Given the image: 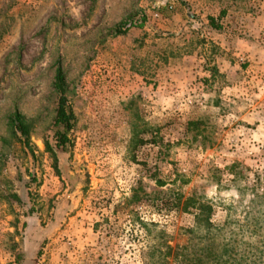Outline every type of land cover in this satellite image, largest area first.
Wrapping results in <instances>:
<instances>
[{
  "label": "rangeland",
  "instance_id": "1",
  "mask_svg": "<svg viewBox=\"0 0 264 264\" xmlns=\"http://www.w3.org/2000/svg\"><path fill=\"white\" fill-rule=\"evenodd\" d=\"M256 50L264 0H0V264H174L161 236L264 260ZM59 66L75 122L56 162Z\"/></svg>",
  "mask_w": 264,
  "mask_h": 264
},
{
  "label": "trees",
  "instance_id": "2",
  "mask_svg": "<svg viewBox=\"0 0 264 264\" xmlns=\"http://www.w3.org/2000/svg\"><path fill=\"white\" fill-rule=\"evenodd\" d=\"M212 21L213 19H211V22ZM116 31L121 32V27L119 26ZM54 88L59 94L58 109L54 125L56 127H61L62 129L56 130L54 134L56 143L54 145L49 141H46L45 145L47 150L55 157L57 162L58 159L56 149H64L70 144L68 133L73 128L75 122V113L72 107L68 104V99L66 97V76L61 66L57 68ZM9 121L15 131L20 134L21 138H23L24 142L30 145L31 127L27 122L25 115L17 110L10 116ZM237 167L238 164L234 163L229 166L228 169L231 173L237 174L238 176L239 172L236 170ZM181 207L184 212H190L195 215L196 223L194 228L191 229V232L193 231L197 233V231L200 232L201 230H204L208 235L212 234L213 228L216 225L212 218L214 212L213 205L208 204L207 202L199 201L197 198L191 196L187 197L183 201ZM161 238L163 239V245L166 248V251L163 253L166 261L168 257L172 256L174 264H235L231 260L234 256H232V252L229 248L232 246L230 242L223 243L221 251L216 250L211 242L206 247L199 248L198 251L194 253L188 252V245L171 246L167 243L164 236H161ZM235 256L238 257L237 255ZM245 258V253H240L238 258L239 263L246 264L247 260ZM153 262L154 258L151 259L149 264H153ZM258 264H264L263 258L258 262Z\"/></svg>",
  "mask_w": 264,
  "mask_h": 264
},
{
  "label": "crops",
  "instance_id": "3",
  "mask_svg": "<svg viewBox=\"0 0 264 264\" xmlns=\"http://www.w3.org/2000/svg\"><path fill=\"white\" fill-rule=\"evenodd\" d=\"M261 19V18H260ZM224 45V44H223ZM261 48H263V47H261ZM259 51H261V50H259ZM264 51V50H263ZM256 53H258V50H256L255 51V54L253 55V53H251L249 56H251V59L253 60V61H255V63H256V66H257V64L259 63V61H261L263 58H264V55L263 54H258V56H257V54ZM235 54H237L236 52H235ZM225 59H226V57H225ZM232 64H235V61H230ZM227 67H229V66H227ZM227 67L226 68H224V70L223 71H228L227 70ZM232 67V66H231ZM230 68V67H229ZM232 69H233V67H232Z\"/></svg>",
  "mask_w": 264,
  "mask_h": 264
},
{
  "label": "built area",
  "instance_id": "4",
  "mask_svg": "<svg viewBox=\"0 0 264 264\" xmlns=\"http://www.w3.org/2000/svg\"><path fill=\"white\" fill-rule=\"evenodd\" d=\"M157 15V14H156ZM129 25H132V22H130V24Z\"/></svg>",
  "mask_w": 264,
  "mask_h": 264
}]
</instances>
